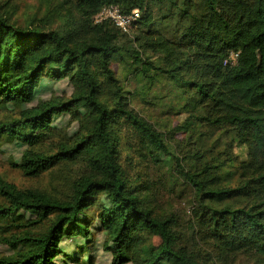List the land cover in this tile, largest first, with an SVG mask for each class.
Wrapping results in <instances>:
<instances>
[{"label": "trees", "instance_id": "1", "mask_svg": "<svg viewBox=\"0 0 264 264\" xmlns=\"http://www.w3.org/2000/svg\"><path fill=\"white\" fill-rule=\"evenodd\" d=\"M140 1L59 0L51 7L63 24L56 29L44 21L18 23L15 8L0 6V106L18 109L19 125L32 132L51 131L57 116L79 120L78 109L88 111L73 142L59 143L55 152L33 149L38 137L0 129V136H18L28 145L20 162L11 161L25 176H38L64 162L85 167L66 200L19 189L0 176V243L12 251L0 256V264H56L63 240L74 235L99 195L108 201L100 222L112 264H207L192 246L198 240L231 254L264 253V0H146L139 9ZM110 4L124 13L139 9L141 17L128 31L109 20L95 22ZM156 22L159 27L154 28ZM137 31L134 41L144 53L160 54L159 65L126 42ZM115 62L124 68L125 78L149 81L154 79L150 72L160 71L181 80L195 92L200 108L223 112L206 116L199 108L192 118L239 129L249 147V159L240 168L242 180L234 187L217 181L223 162L200 174L183 172L196 196L191 230H183L173 215H155L140 179L131 180L125 171L119 135L125 127L138 137L144 154L166 153L167 147L155 125L131 106ZM190 72L193 76L183 79ZM45 76L69 78L73 94L34 105L33 91ZM132 232L160 237L162 244L126 242Z\"/></svg>", "mask_w": 264, "mask_h": 264}, {"label": "rangeland", "instance_id": "2", "mask_svg": "<svg viewBox=\"0 0 264 264\" xmlns=\"http://www.w3.org/2000/svg\"><path fill=\"white\" fill-rule=\"evenodd\" d=\"M59 0H0L2 10L15 8L14 20L25 24L31 21L37 23L44 21L49 29L63 26L51 13V7ZM51 4V5H50ZM139 9L145 8L146 0L139 2ZM173 30V24H171ZM159 27V22L154 28ZM165 29L166 26H164ZM144 29H147L146 27ZM130 33L126 37L127 43L133 45L144 53V49L134 41L136 34ZM149 62L158 64L160 54L146 50L141 55ZM235 59L234 54L231 55ZM113 69L126 96L131 101V106L139 114L152 122L162 133L167 152H155L144 154L139 149L140 140L128 127L120 132L122 143V163L128 177L136 181L140 179L144 189V195L155 215L177 217L183 230H191L193 211L196 206V196L191 185L186 181L183 172L191 171L195 174L205 169L208 165L224 163L225 167L218 171L216 177L221 180L220 185L234 187L241 178V165L248 161L250 150L240 137L241 131L230 126L210 125L202 120L192 118L201 106L195 92L181 80L173 79L170 74L157 71L150 72L154 79L146 78L142 81L130 75L125 78V70L118 63L113 64ZM150 76V77H151ZM193 73L183 74V79L188 80ZM74 92V86L69 78L61 80L48 76L43 77L37 89H34V105L39 101L51 97L69 98ZM129 93V94H128ZM203 115H211L215 112L217 117L221 111L211 108H200ZM81 113L79 120L72 115L64 114L54 118L52 130L49 132H32L19 125L18 109L8 105L0 106V129H16L19 135L38 137L39 142L33 148L36 151L55 152L59 143L73 142L74 137L80 133V119L88 113L84 108H79ZM86 112V113H85ZM244 138V137H243ZM29 149L18 136L2 134L0 136V176L8 183L19 189H37L47 192L59 199H69L72 195V185L75 179L84 173V164L81 162H64L56 164L35 177H28L23 172L12 166L11 161L20 162L22 155ZM144 155V156H143ZM154 156L158 159L154 160ZM215 181V180H214ZM108 206V201L103 195H99L90 207L81 216V226L74 229L72 237H66L57 255L56 264H112L113 257L105 249L108 242L105 231L101 227L100 215ZM196 221V220H195ZM197 224V222H196ZM85 226L88 233H85ZM135 240L144 247L159 246L162 244L160 237L148 234L132 232L128 234L126 242ZM200 258L208 260L207 264H258L261 251H245L231 254L203 244L201 241L193 243ZM12 251L0 243V256L10 255ZM261 254V255H260ZM128 264H135L130 262Z\"/></svg>", "mask_w": 264, "mask_h": 264}, {"label": "built area", "instance_id": "3", "mask_svg": "<svg viewBox=\"0 0 264 264\" xmlns=\"http://www.w3.org/2000/svg\"><path fill=\"white\" fill-rule=\"evenodd\" d=\"M141 17L139 9L130 13L121 11L118 5L110 4L105 6L94 18L95 22L109 20L123 31H128ZM235 57L237 55H234Z\"/></svg>", "mask_w": 264, "mask_h": 264}]
</instances>
